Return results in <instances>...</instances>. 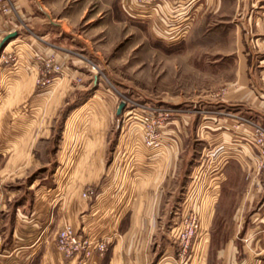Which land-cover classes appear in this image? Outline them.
Wrapping results in <instances>:
<instances>
[{
    "label": "crops",
    "instance_id": "0c3cea01",
    "mask_svg": "<svg viewBox=\"0 0 264 264\" xmlns=\"http://www.w3.org/2000/svg\"><path fill=\"white\" fill-rule=\"evenodd\" d=\"M134 1L121 0L126 12H131ZM190 1L169 2L161 15L158 13L151 19L157 27L155 33L165 38L166 44L191 46L196 68L200 66L201 72L209 70L211 78L216 79L212 87L214 98L209 103L211 115H203V123L197 131L200 137L203 135L202 139L214 141L217 151L218 143L233 137L230 127L237 122L238 115L253 119L264 116V0H193L191 4ZM12 5V16L0 13V44L5 37L16 33L0 51V205L5 210L9 239L5 248L10 254L1 258L0 264H64L62 257L52 249L56 234L64 226L81 228L91 235L102 234V238L113 237L109 253L96 255L86 264H147L146 255L129 257L125 250L131 247V235L139 228L136 223L141 211L149 210V189L160 188L178 150L176 147L161 150L145 158L133 154V175L139 181L133 179L135 182L130 184V197L125 201L129 208L122 211L125 204L120 209L113 207L111 202L116 201V191L104 186L102 180L103 175L114 178L118 160L115 155L108 167L105 166L109 150L106 112L102 108L100 112L89 108L80 118L89 101L84 102L64 119V130L61 131L62 127L56 130L57 118L71 95V69L62 58L65 54L60 53L58 62L53 59L57 56L54 50L43 48L42 42L51 39L47 30L44 35L33 32L44 27L38 16L42 9L48 10L45 1L12 0ZM44 15L50 25H59L52 23L45 12ZM160 24L165 25V29H159ZM42 58L60 63L63 68L62 77L53 79L54 84L44 89L39 86ZM78 118L79 123L75 121ZM77 125L81 128H76ZM173 132L165 128L167 142L173 141ZM54 148H58L57 151ZM252 151L255 155L254 149ZM51 157H55L57 167L60 164L63 167L59 168L71 169L73 175L66 179L60 219H57L58 212L52 218L49 216L53 213L50 199L59 189L53 176L48 183L45 182L47 177L33 179L16 189L10 184L23 177L28 179L32 169L51 167ZM240 157L237 162H223V179L214 176L211 180L205 194L202 226L206 231L214 207L226 218L229 217L227 210L232 208L229 218L232 228L225 224L223 231L239 232L242 224H246L244 229L257 232L261 253L256 264H264V209L254 210L258 195L264 197V168L257 170L251 155ZM239 168L240 179L234 177ZM94 190H98V194L88 205L81 194ZM226 252L217 253L216 259L221 260V264H245L233 256L227 257ZM204 256L193 260L192 264H204Z\"/></svg>",
    "mask_w": 264,
    "mask_h": 264
},
{
    "label": "rangeland",
    "instance_id": "374dc122",
    "mask_svg": "<svg viewBox=\"0 0 264 264\" xmlns=\"http://www.w3.org/2000/svg\"><path fill=\"white\" fill-rule=\"evenodd\" d=\"M44 1L48 10H38L42 16L38 17L42 19L44 27L41 31L33 32L36 35H44L46 30L50 33L51 39L42 42L43 48L54 50L57 56L53 59L58 62L61 59L60 53L65 54L66 57L62 58L66 59V65L70 67L72 75V85L69 88L71 95L57 118L55 128L58 130L62 127L63 131L65 122L62 115L66 112L68 117L84 102L89 101L87 110L80 113V118L90 111L89 108L96 112H100L102 108L106 112L109 150L105 166L108 167L115 155L118 159L114 178L104 175L102 177L104 186H111L116 191V201L113 203L111 199V205L120 209L122 204L129 200L131 182L139 181L133 175L135 163L133 154L145 158L150 154L156 155L157 152L159 154L161 150L169 151L175 147L178 150L173 165L166 170L160 188L149 189V210L141 211L136 223L139 228L131 235V247L125 250L128 252L127 255L139 258L146 255L147 264H192L193 260L205 255L204 264H221V260L216 259L217 253L227 250V257L233 256L238 262L245 264H253L255 261L256 264L261 253L258 246L259 234L244 229L246 224H242L243 229L239 232L223 231L225 224L228 225L227 228H232L229 219L232 208L227 210L229 217L226 218L220 216V211L214 207L206 231L203 230L202 215L205 194L211 180L214 176L223 179L222 173L225 170L221 167L223 162H237L240 155H251L257 170L264 168V158H259V152L254 150L255 155H252L253 134L242 122L249 120L264 127V116L259 115L253 119L238 115L237 122L230 127L233 137L230 141L218 143L220 146L216 151L214 141L202 139L203 135L200 137L197 131L199 124L203 123L201 121L203 115H211L212 106L209 103L214 98L215 92L212 87L216 85V79L211 78L209 70L201 72L200 66L196 68L191 46L184 43L166 44L165 38L155 33L157 27L153 25L151 18L156 13L146 16L144 13H133V9L128 13L121 0ZM174 1L171 0V3ZM192 2L193 0L190 4ZM138 7L141 8L138 9L139 13L142 9L146 10ZM44 12L51 17L52 23L59 25L56 27L50 25L48 20L44 19ZM159 14L161 15V12ZM159 27L165 29L163 24ZM11 41L9 40L5 47ZM46 60L48 59H41L42 78L39 80L41 89L54 84L53 79H59L63 74V68L57 63L61 71L50 76L44 68ZM121 104L123 108L120 114H117ZM152 108L171 109L178 115L173 116L171 124L166 126L175 131L172 133L173 141L165 140V128L158 130L156 149H150L145 144L146 139L143 138L140 124L133 118L134 112ZM75 121L79 123L81 119ZM62 122L64 124L61 126ZM76 128L81 126L77 125ZM121 135L123 139H120ZM57 149L54 148L55 151ZM242 150L243 153H240ZM51 158H53L51 167L32 169L27 175L28 179L23 177L10 184L16 189L33 179L47 177L45 182L48 183L52 181L53 176V180L58 182L59 189L58 193L53 194V199H50L53 200L51 201L53 213L51 212L49 216L52 218L53 214L58 212L57 219H60L66 179H71L73 175L71 169L59 168L60 164L57 167L58 164L54 163L55 157ZM238 170L241 169L235 170L237 174L234 177L240 179L241 171ZM21 193L27 197V194ZM84 193L81 194L82 197ZM96 194L98 190L92 193L87 191V196L83 198L90 205L94 202ZM127 202L122 206V211L128 207ZM230 204H235V201H230ZM261 208L264 209L263 194L258 195L254 201V210L259 211ZM102 218L99 217V220ZM74 230L81 236L89 238L93 244L100 240V244L106 245L103 255L109 253L113 237L91 235L83 232L81 228ZM8 240L6 235L5 242ZM52 249L56 252L54 247ZM91 258L89 257V260Z\"/></svg>",
    "mask_w": 264,
    "mask_h": 264
},
{
    "label": "built area",
    "instance_id": "2783aa9c",
    "mask_svg": "<svg viewBox=\"0 0 264 264\" xmlns=\"http://www.w3.org/2000/svg\"><path fill=\"white\" fill-rule=\"evenodd\" d=\"M171 0H136V7H132V12L136 14L153 15L161 12L167 3ZM145 8L140 13L138 12V6ZM0 13L5 16L13 15L12 0H0ZM12 20V19H11ZM37 57V56H36ZM35 57V58H36ZM4 61L6 59L4 58ZM45 71L50 75L59 73L60 66L54 63L52 60H46L44 62ZM177 112L171 109L152 108L140 110L134 112L133 118L138 120L141 131L143 132V138L146 139L147 146L150 149H156L158 146L156 131L163 130L171 122L172 117L176 116ZM247 128L252 131L253 136V149L259 152V158H264V127L249 120L242 121ZM86 193L83 197H86ZM5 210L0 205V259L9 256L5 248ZM100 240H96L93 244L85 236H81L73 228L64 226L56 234L53 242V247L56 252L62 257L64 264H86L89 257L96 256L98 254L103 255L106 245L100 244Z\"/></svg>",
    "mask_w": 264,
    "mask_h": 264
},
{
    "label": "water",
    "instance_id": "95a60500",
    "mask_svg": "<svg viewBox=\"0 0 264 264\" xmlns=\"http://www.w3.org/2000/svg\"><path fill=\"white\" fill-rule=\"evenodd\" d=\"M16 36V33H13V34H10L8 35L7 37H5L1 44H0V51L5 47V45L7 44V42L12 38V37H15ZM123 108V104H121L119 107H118V110H117V114H120L121 110Z\"/></svg>",
    "mask_w": 264,
    "mask_h": 264
},
{
    "label": "trees",
    "instance_id": "16d2710c",
    "mask_svg": "<svg viewBox=\"0 0 264 264\" xmlns=\"http://www.w3.org/2000/svg\"><path fill=\"white\" fill-rule=\"evenodd\" d=\"M66 117H67V113L65 112V113L62 115V120H64Z\"/></svg>",
    "mask_w": 264,
    "mask_h": 264
}]
</instances>
